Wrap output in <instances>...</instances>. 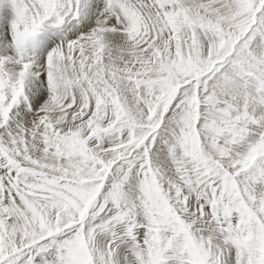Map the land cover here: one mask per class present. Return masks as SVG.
Segmentation results:
<instances>
[{
	"label": "snow or ice",
	"instance_id": "snow-or-ice-1",
	"mask_svg": "<svg viewBox=\"0 0 264 264\" xmlns=\"http://www.w3.org/2000/svg\"><path fill=\"white\" fill-rule=\"evenodd\" d=\"M0 264H264V0H0Z\"/></svg>",
	"mask_w": 264,
	"mask_h": 264
}]
</instances>
